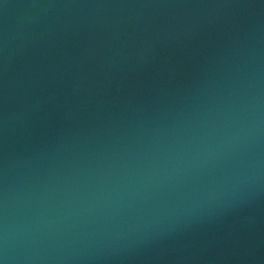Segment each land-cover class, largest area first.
I'll return each instance as SVG.
<instances>
[{
	"label": "water",
	"instance_id": "95a60500",
	"mask_svg": "<svg viewBox=\"0 0 264 264\" xmlns=\"http://www.w3.org/2000/svg\"><path fill=\"white\" fill-rule=\"evenodd\" d=\"M0 264H264V0H0Z\"/></svg>",
	"mask_w": 264,
	"mask_h": 264
}]
</instances>
